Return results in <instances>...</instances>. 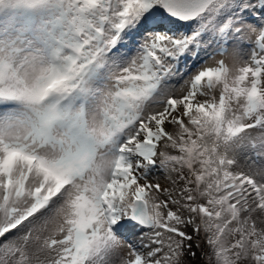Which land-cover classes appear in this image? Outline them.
I'll return each instance as SVG.
<instances>
[{"label": "snow or ice", "instance_id": "snow-or-ice-1", "mask_svg": "<svg viewBox=\"0 0 264 264\" xmlns=\"http://www.w3.org/2000/svg\"><path fill=\"white\" fill-rule=\"evenodd\" d=\"M0 264H264V0H0Z\"/></svg>", "mask_w": 264, "mask_h": 264}, {"label": "rangeland", "instance_id": "rangeland-1", "mask_svg": "<svg viewBox=\"0 0 264 264\" xmlns=\"http://www.w3.org/2000/svg\"><path fill=\"white\" fill-rule=\"evenodd\" d=\"M247 162H248V163H251V160L249 159Z\"/></svg>", "mask_w": 264, "mask_h": 264}]
</instances>
